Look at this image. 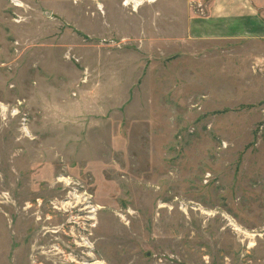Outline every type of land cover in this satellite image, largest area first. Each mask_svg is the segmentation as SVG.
Masks as SVG:
<instances>
[{
	"label": "rangeland",
	"instance_id": "obj_1",
	"mask_svg": "<svg viewBox=\"0 0 264 264\" xmlns=\"http://www.w3.org/2000/svg\"><path fill=\"white\" fill-rule=\"evenodd\" d=\"M18 1L0 264H264L262 45L191 39V0Z\"/></svg>",
	"mask_w": 264,
	"mask_h": 264
},
{
	"label": "crops",
	"instance_id": "obj_2",
	"mask_svg": "<svg viewBox=\"0 0 264 264\" xmlns=\"http://www.w3.org/2000/svg\"><path fill=\"white\" fill-rule=\"evenodd\" d=\"M206 1V15L189 19L191 39L253 43L264 52V0Z\"/></svg>",
	"mask_w": 264,
	"mask_h": 264
},
{
	"label": "bare ground",
	"instance_id": "obj_3",
	"mask_svg": "<svg viewBox=\"0 0 264 264\" xmlns=\"http://www.w3.org/2000/svg\"><path fill=\"white\" fill-rule=\"evenodd\" d=\"M146 2H147V1H146ZM130 4H133V6H135L134 8H136V7H138V6H141L143 3H139V2H137V1H135V0H129L128 3L125 4V5L127 6V5H130ZM20 6H22V5H20ZM100 10H101V7H100ZM3 111H4V113H5L7 110H6L5 108H3ZM26 132H27V131H26ZM64 181H65L64 179H61V180H60V182H64ZM67 200H69V201L63 203V206L65 207V209H66V208H70V207L73 206V205L77 206L79 203H83V201H84L82 198L76 196V194H74V193H71V195L69 196V198H67ZM84 205H87V202H85ZM30 207H31V206H30ZM30 207H29V208H30ZM161 208H163V207H161ZM90 209H91V208H86L85 210H90ZM87 214H91V216L94 215L93 211H90V212H88ZM88 220H89V221H96V218H94V217H88L87 220H85V222L88 221ZM233 227L235 228V230H236L237 232L245 233V232H243L242 229L239 228L237 225H234V224H233ZM250 236H252V235H250ZM80 246H81V247H84V248H87V249H91V248H92V247L90 246V244L87 242V240H86L85 238H83V241H82V243H81ZM89 257H90V256H89ZM80 264H86V263H80Z\"/></svg>",
	"mask_w": 264,
	"mask_h": 264
},
{
	"label": "built area",
	"instance_id": "obj_4",
	"mask_svg": "<svg viewBox=\"0 0 264 264\" xmlns=\"http://www.w3.org/2000/svg\"><path fill=\"white\" fill-rule=\"evenodd\" d=\"M193 6L196 8L197 6V10L200 12H203L205 9L203 7L202 1L201 0H191ZM12 4L17 7V8H24V5L22 3H20L18 0H12ZM22 5V6H20ZM204 14V13H203Z\"/></svg>",
	"mask_w": 264,
	"mask_h": 264
}]
</instances>
